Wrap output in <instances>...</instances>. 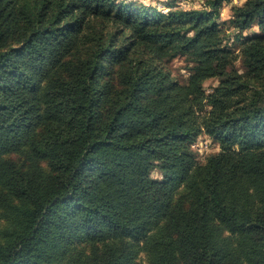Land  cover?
<instances>
[{
  "label": "trees",
  "instance_id": "1",
  "mask_svg": "<svg viewBox=\"0 0 264 264\" xmlns=\"http://www.w3.org/2000/svg\"><path fill=\"white\" fill-rule=\"evenodd\" d=\"M114 1L0 0V264H264V0L233 8L261 32L244 74L217 22L230 0L166 15ZM96 23L118 40L94 32L67 60ZM149 55L184 57L187 81ZM202 132L220 150L197 164Z\"/></svg>",
  "mask_w": 264,
  "mask_h": 264
},
{
  "label": "rangeland",
  "instance_id": "2",
  "mask_svg": "<svg viewBox=\"0 0 264 264\" xmlns=\"http://www.w3.org/2000/svg\"><path fill=\"white\" fill-rule=\"evenodd\" d=\"M244 2L245 0H230L228 2H224L220 7L219 16L217 18V22L224 32L222 41L223 47H225V49L228 50L234 58L231 65L228 67V70H236L239 74H244L245 71L240 58L243 41L247 38L261 34L260 30L255 25L249 29L239 31L233 27L232 23L230 22L233 8L236 6H241ZM114 3L132 5L135 8H142L144 10H154L165 15L171 9L197 10L205 8L204 0H115ZM94 26H98V28H95V30L88 29L83 33L82 36H80V44L66 58L67 60H73L86 54L89 46L88 43L90 41L89 37L87 36L94 32L103 31L104 36L111 33V36L114 37L115 40H118L119 35L117 30H112V28H110L112 25L96 23ZM121 38L122 37L120 36V39ZM148 57H150V55ZM152 57L153 58L150 57L152 59L151 63H153V65L158 69H162V71H164L171 80H176L179 83H185L187 81L189 76V64L184 57H176L170 60H160L154 56ZM121 67L122 65L120 63L111 65L109 72H106L102 75L101 81L117 85L119 78L118 72L122 70ZM218 85L219 80L215 78L204 81L202 89L205 97L214 93V90ZM251 89L252 86H250L249 90ZM203 102L205 106L201 111L197 112L199 116H203L205 112L209 110V106L206 105L207 98H205ZM201 130H203L202 127ZM189 149L191 150L194 161L197 164L203 163L208 156L217 153L220 150L219 145L203 132L199 134L193 141H191L189 144ZM151 177L158 180L162 179L161 173L156 169L151 172ZM137 264H148L144 254H139L137 258Z\"/></svg>",
  "mask_w": 264,
  "mask_h": 264
}]
</instances>
